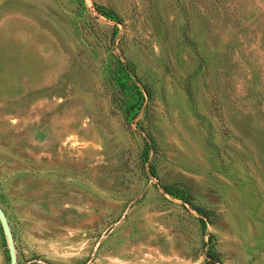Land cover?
Listing matches in <instances>:
<instances>
[{
  "label": "rangeland",
  "instance_id": "obj_1",
  "mask_svg": "<svg viewBox=\"0 0 264 264\" xmlns=\"http://www.w3.org/2000/svg\"><path fill=\"white\" fill-rule=\"evenodd\" d=\"M0 206L15 264H264V0H0Z\"/></svg>",
  "mask_w": 264,
  "mask_h": 264
},
{
  "label": "trees",
  "instance_id": "obj_2",
  "mask_svg": "<svg viewBox=\"0 0 264 264\" xmlns=\"http://www.w3.org/2000/svg\"><path fill=\"white\" fill-rule=\"evenodd\" d=\"M97 10L104 16L108 18H113V14L110 11L99 6H97ZM120 64H121L120 69L116 72V81L120 89L124 90V92H127L128 95L131 96V102L129 103L128 108H126L125 113L127 116H130V118H133L137 113V109L139 110L143 104L144 95L142 90L139 88V86H137L133 82L132 84L131 83L129 84L127 82L128 80H131V77L129 76V73L127 72V70L125 69V67L122 65L121 62ZM132 110L135 112L131 113ZM164 189L166 192H168L171 195L179 196L183 198V196H180L173 188L164 186Z\"/></svg>",
  "mask_w": 264,
  "mask_h": 264
},
{
  "label": "water",
  "instance_id": "obj_3",
  "mask_svg": "<svg viewBox=\"0 0 264 264\" xmlns=\"http://www.w3.org/2000/svg\"><path fill=\"white\" fill-rule=\"evenodd\" d=\"M0 222L4 231V234L7 238L8 246H9V251H10V259L11 263L15 264L16 262V253H15V247H14V242H13V236L11 233V229L9 227V223L7 221V218L5 216V213L3 209L0 206Z\"/></svg>",
  "mask_w": 264,
  "mask_h": 264
}]
</instances>
